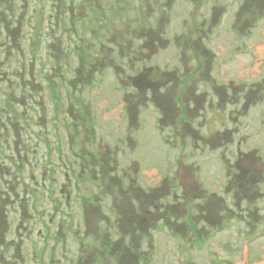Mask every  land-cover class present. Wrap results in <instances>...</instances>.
Listing matches in <instances>:
<instances>
[{
    "label": "rangeland",
    "instance_id": "374dc122",
    "mask_svg": "<svg viewBox=\"0 0 264 264\" xmlns=\"http://www.w3.org/2000/svg\"><path fill=\"white\" fill-rule=\"evenodd\" d=\"M262 29L264 0H0V74L24 68L32 85L19 112L28 109V120L37 121L41 111L48 130L60 123V133L75 139L70 184L63 175L67 161L61 160L72 153L69 146L53 150L54 160L45 162L51 172L44 181L53 183L49 195L57 208L44 194L43 264H264V180L239 202L225 175L216 190L212 179L201 180L199 192L186 196L176 170L180 161H193L181 152L180 126L150 105L140 108L137 122L126 107L121 110L127 102L134 105L137 93L128 76L136 57L176 73L180 83L186 63L191 68L195 59L207 58L211 66H203L199 79L215 72L227 88L247 72L248 62L257 65L263 58ZM205 88L197 83L184 102L192 105ZM160 98L168 106L170 99ZM175 104L177 113L187 106ZM69 122L75 131L65 130ZM89 154L103 163L89 167ZM209 171L199 166V176ZM60 189L70 194L74 220H68L66 206L59 210ZM236 202L243 215L235 213L215 237V253L191 254L183 237L188 225L198 219L200 226L211 224L217 212L227 217L225 209ZM14 207L6 218L16 238L26 226ZM28 249H35V241Z\"/></svg>",
    "mask_w": 264,
    "mask_h": 264
},
{
    "label": "flooded vegetation",
    "instance_id": "af4514ba",
    "mask_svg": "<svg viewBox=\"0 0 264 264\" xmlns=\"http://www.w3.org/2000/svg\"><path fill=\"white\" fill-rule=\"evenodd\" d=\"M262 30L264 38V29ZM135 61L136 64H132L134 74L128 76L137 93L132 96L134 105L127 102L121 110L126 107L134 122L138 121L140 108L144 109L149 105L157 113L161 111L163 115L165 114V118L170 117L174 126H180L179 133L185 143L181 147V152L193 161L188 166H193L198 184L200 185L201 180L207 183L212 179L216 190L220 176L225 175L226 179H229L230 187L236 189L234 196L240 198L238 202L241 198H247L257 184L264 180V55L257 65L248 62V67L245 68L247 72L230 79L227 88L217 83L215 72L211 74L208 71L206 77L199 79L203 73V66H211L207 58L195 59L197 64L191 68H188L186 63L181 83L176 73L163 71L156 66L157 64H153L151 59L136 57ZM58 78L60 77L57 76V80H53L58 82L53 83L55 87L60 86ZM64 81L68 82L69 79ZM199 82H202V87L208 89L205 88L196 95L192 105L185 103L183 99ZM29 83L24 68L19 74H0V264H43L44 194L47 200L50 199L48 205L57 208L53 194L49 195L53 192V183L44 181L51 172V166H45V162L54 160L53 150L67 145L71 149V156L68 155L65 159L61 154V160L67 161V165H63L65 168L63 175L68 184L71 178L69 171L74 170L75 166V154L72 151L75 139L70 135L69 138L64 137V134L60 133V123L58 127H52L53 130H48L45 126L47 121L41 111L37 112V121L28 120V109L19 112L24 106L26 108L28 97L32 95H28V92L31 93L28 88L32 86ZM71 87L76 88V84H71ZM124 87V80L120 79L117 92L121 98L124 95ZM170 90L175 94L172 95ZM73 92L75 93V90ZM74 93L73 96L77 97ZM83 93L86 94L87 91ZM163 96L170 99L169 107L160 98ZM149 98L152 99L151 102ZM175 102L178 105H187L183 113H177ZM84 103L89 105L90 100L84 98ZM133 106L134 112L130 110ZM71 108H74V104ZM177 116L180 119L178 123ZM13 118L16 121L11 120ZM71 123L66 124L65 130L70 128L72 131L76 130V126ZM97 163L102 164V159L89 154V167ZM204 165L210 166L211 171L205 176H199V166ZM74 184L71 183V186L74 187ZM185 191L187 189L182 188L183 194ZM59 193L64 197L59 210H64L66 206L68 220H74L75 206L70 202V194L64 189H60ZM238 202L234 208L225 209L229 210L226 213L227 217H222L221 213L217 212V217L211 224L200 226L198 219L188 225L183 237L191 254L203 251L208 254L215 253V243H212L215 237L228 229L226 226L235 219L233 218L235 213L243 215ZM12 204H16V208ZM216 204L221 206L220 202ZM12 207L22 216L20 223L26 226L24 229L26 232L17 234L16 238L12 237L6 218L8 210ZM208 220L210 219H203ZM190 230H196L195 234L190 235ZM33 241L35 249L29 250L28 243L31 244ZM54 252L52 248L51 255H54ZM230 256L232 255L229 254L228 257Z\"/></svg>",
    "mask_w": 264,
    "mask_h": 264
},
{
    "label": "water",
    "instance_id": "95a60500",
    "mask_svg": "<svg viewBox=\"0 0 264 264\" xmlns=\"http://www.w3.org/2000/svg\"><path fill=\"white\" fill-rule=\"evenodd\" d=\"M176 176L179 185L183 189H187V191H185L186 196L194 195L199 192V185L197 180L195 179L193 166H187L183 163H179L176 170Z\"/></svg>",
    "mask_w": 264,
    "mask_h": 264
},
{
    "label": "trees",
    "instance_id": "16d2710c",
    "mask_svg": "<svg viewBox=\"0 0 264 264\" xmlns=\"http://www.w3.org/2000/svg\"><path fill=\"white\" fill-rule=\"evenodd\" d=\"M120 12H121V11H120ZM122 12H123V11H122ZM76 49H77V51L79 52L80 55H82V56L88 55L87 52H85L84 47H80V46L78 47V46H77ZM85 49H86V48H85ZM82 53H84V54H82Z\"/></svg>",
    "mask_w": 264,
    "mask_h": 264
}]
</instances>
